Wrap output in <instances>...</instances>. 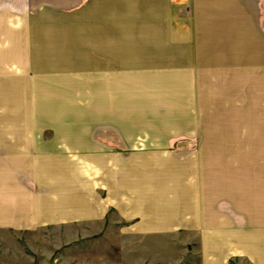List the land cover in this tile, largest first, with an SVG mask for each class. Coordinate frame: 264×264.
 <instances>
[{"label": "crops", "instance_id": "obj_1", "mask_svg": "<svg viewBox=\"0 0 264 264\" xmlns=\"http://www.w3.org/2000/svg\"><path fill=\"white\" fill-rule=\"evenodd\" d=\"M1 22L72 47L60 49L65 56L53 67L30 61L31 69L68 70L66 80L86 73L104 93L46 91L40 112L0 111V230L113 215L125 234L195 245L199 264H264V172L249 159L240 163L238 147L216 136L225 131L191 121L180 131L184 119L170 112L180 109L142 103H159L160 86L186 96L196 86H247L253 96L264 0H0ZM53 22L54 31L36 29ZM89 99L104 104L81 106ZM192 112L189 105L187 117Z\"/></svg>", "mask_w": 264, "mask_h": 264}, {"label": "rangeland", "instance_id": "obj_2", "mask_svg": "<svg viewBox=\"0 0 264 264\" xmlns=\"http://www.w3.org/2000/svg\"><path fill=\"white\" fill-rule=\"evenodd\" d=\"M17 24L11 23V28H8L7 23H0V33L6 35L0 38L1 112L13 113L9 115L16 117L32 114L34 111L40 112L47 104L40 101L42 92L65 88L74 94L85 95V98L90 97V94L103 97L104 87L95 84V80L89 78L86 73L66 80L71 77L70 74L66 75L68 70L47 68L40 72L31 69L30 61H42V64L53 67L56 60L61 61L65 56L60 53V49L70 51L72 47H65L70 44L55 37L28 38L26 32L20 31ZM64 24L66 26L69 23ZM56 26L55 22L44 25L39 23L36 29L40 33L51 32L57 29ZM262 39L263 37L256 40L257 85L253 96L248 93L247 86H240L237 92H231V87L196 86L193 87L192 97L186 96L184 88L176 90L175 87L160 86V100L157 101L159 103L144 100L143 108L152 109L153 105L157 109L159 106L160 111H168L170 106L177 107L180 110L170 112H181L178 115L175 113V118L185 121L184 125L176 126L180 131L189 126V121L193 126L196 124L204 128L212 127L216 131H225L216 136L222 137L227 145L228 142H233L234 148L238 147L234 151L240 163L244 158L249 159L251 163H255L251 168L255 167L256 173L263 174L264 80L259 78V75L264 73L261 69L264 64ZM87 46V40L76 44L80 61L87 58L82 52L87 51ZM147 94L150 95V92L145 93L144 98L152 99L146 96ZM97 102H101V106L104 104L103 101ZM97 102L89 99L82 102L81 106L88 108ZM50 104L56 103L49 102L48 106ZM189 105L194 114L191 118L187 117ZM226 131H232L234 134ZM245 166L240 168L246 170L250 167ZM120 226L117 218L109 215L106 222L61 225L20 232L0 230V264H199L195 245L183 246L180 239L166 236L141 237L125 234ZM231 264L250 262L236 259Z\"/></svg>", "mask_w": 264, "mask_h": 264}]
</instances>
